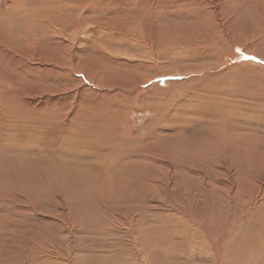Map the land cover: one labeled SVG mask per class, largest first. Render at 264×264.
Segmentation results:
<instances>
[{"label":"rangeland","instance_id":"374dc122","mask_svg":"<svg viewBox=\"0 0 264 264\" xmlns=\"http://www.w3.org/2000/svg\"><path fill=\"white\" fill-rule=\"evenodd\" d=\"M262 62L264 0H0V264H264Z\"/></svg>","mask_w":264,"mask_h":264},{"label":"bare ground","instance_id":"6f19581e","mask_svg":"<svg viewBox=\"0 0 264 264\" xmlns=\"http://www.w3.org/2000/svg\"><path fill=\"white\" fill-rule=\"evenodd\" d=\"M34 104V103H33ZM38 104V103H37ZM44 105V104H43ZM33 107V106H32ZM32 139V138H31ZM230 243V242H229ZM260 244L261 245H263L260 241H259V249L261 248V246H260ZM237 248V247H236ZM258 250V249H257ZM229 253V252H228ZM248 253L246 252L245 254H244V256H246ZM191 255V254H190ZM248 255H250V254H248ZM256 255V254H255ZM259 255V254H258ZM240 259V258H239ZM210 260V259H209ZM187 261H189V259H187ZM205 261V260H204ZM200 262V261H199ZM203 262V261H202ZM205 262H207V263H209V264H211V261H205ZM239 262H240V260H239ZM201 263V262H200ZM241 264H244L245 262L242 260L241 262H240ZM245 264H250V263H248V262H246Z\"/></svg>","mask_w":264,"mask_h":264},{"label":"snow or ice","instance_id":"6c2138e0","mask_svg":"<svg viewBox=\"0 0 264 264\" xmlns=\"http://www.w3.org/2000/svg\"><path fill=\"white\" fill-rule=\"evenodd\" d=\"M262 63H264V62H262Z\"/></svg>","mask_w":264,"mask_h":264}]
</instances>
